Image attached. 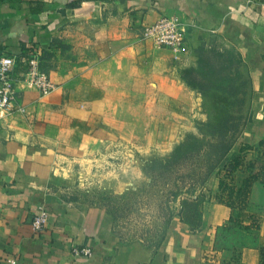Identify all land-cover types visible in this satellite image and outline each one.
I'll return each mask as SVG.
<instances>
[{"label": "crops", "instance_id": "crops-1", "mask_svg": "<svg viewBox=\"0 0 264 264\" xmlns=\"http://www.w3.org/2000/svg\"><path fill=\"white\" fill-rule=\"evenodd\" d=\"M163 16H177L185 29L176 58L141 38ZM33 50L57 87L45 95L18 87L24 110L0 109V264L9 255L20 264H260L264 183L252 184L245 209H232L215 199L214 171L204 196L178 201L154 245L121 242L104 208L62 197L82 166L113 147L142 137L146 150L161 151L168 105L190 99L180 72L198 71L215 51L238 58L249 81V120L220 166L249 146L231 174L241 187L247 164L264 161V0H0V58L16 62L15 82ZM38 206L49 218L34 234ZM254 217L259 228H246ZM74 245L92 255L73 256Z\"/></svg>", "mask_w": 264, "mask_h": 264}, {"label": "rangeland", "instance_id": "rangeland-1", "mask_svg": "<svg viewBox=\"0 0 264 264\" xmlns=\"http://www.w3.org/2000/svg\"><path fill=\"white\" fill-rule=\"evenodd\" d=\"M180 76L190 99L168 105L170 118L157 142L161 151L146 150L142 137L131 148L113 147L82 166L64 190L67 201L104 208L121 242H161L178 201L204 196L208 175L224 165L223 154L238 142L249 120V81L238 58L215 51L201 58L193 78L184 71Z\"/></svg>", "mask_w": 264, "mask_h": 264}, {"label": "built area", "instance_id": "built-area-1", "mask_svg": "<svg viewBox=\"0 0 264 264\" xmlns=\"http://www.w3.org/2000/svg\"><path fill=\"white\" fill-rule=\"evenodd\" d=\"M143 40H150L159 49L171 51L176 55L183 51L185 42V29L177 16H163L155 22L144 25L141 31ZM16 62L9 55L0 58V109L8 112L23 111L17 106L18 87L33 88L40 95H45L56 89L57 85L41 69L39 53L33 50L26 60V71L19 81L12 78V70ZM49 213L44 206H38L31 218V228L34 234L41 233L48 223ZM73 256L90 257L92 249L88 246L74 245L70 250ZM6 264H20L14 256L4 258ZM228 264H236L234 260Z\"/></svg>", "mask_w": 264, "mask_h": 264}, {"label": "trees", "instance_id": "trees-1", "mask_svg": "<svg viewBox=\"0 0 264 264\" xmlns=\"http://www.w3.org/2000/svg\"><path fill=\"white\" fill-rule=\"evenodd\" d=\"M41 67V66H40ZM190 73V76L193 78L195 75L194 70H185L184 74ZM182 78L186 81L187 84H191L189 79L186 75L182 74ZM262 144V143H261ZM250 147L247 145H244L240 149V154H237L231 158V160L225 165V174L224 176L220 175V166L216 167L209 175L208 177L214 172L218 171V190L219 193L215 196V199L225 204L226 206L234 209L239 208L241 210L245 209L247 206L248 196L250 193V188L254 182H261L264 183V161H253L247 164V169L250 173L249 177L244 181L241 187H236L231 180V174L237 170L239 167L244 165V159L241 155L243 152L248 150ZM229 152V151H228ZM226 151L223 156L228 154ZM227 156V155H226ZM264 158V152L262 154ZM223 166V165H221ZM207 177V178H208ZM259 228V222L258 218L254 217L253 222L250 226H247L246 228ZM261 255V262L260 264H264V249L260 250Z\"/></svg>", "mask_w": 264, "mask_h": 264}]
</instances>
